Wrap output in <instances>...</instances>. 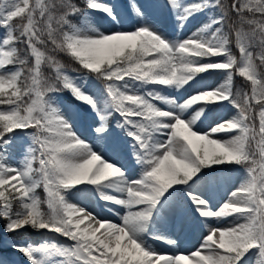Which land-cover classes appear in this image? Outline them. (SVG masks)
Wrapping results in <instances>:
<instances>
[{"label": "snow or ice", "instance_id": "6c2138e0", "mask_svg": "<svg viewBox=\"0 0 264 264\" xmlns=\"http://www.w3.org/2000/svg\"><path fill=\"white\" fill-rule=\"evenodd\" d=\"M130 6L136 27L100 31L90 22L92 12L123 28L120 0H85L83 8L73 0H0L2 233L30 227L70 242L33 246L0 236V264H16L3 255L5 248L26 264H253V258L264 264V0H165L181 31L193 18L208 17L191 36L176 40L153 22L159 0H131ZM55 53L74 59L80 68L72 71L79 75H70ZM45 66L53 69L51 78ZM213 72L224 82L204 87L201 74ZM235 75L251 83L250 92L233 91ZM150 85L196 91L181 103ZM64 91L90 110L75 114L92 120L93 143L61 112L58 94ZM225 102L236 115L198 130L207 106ZM232 132L226 140L212 138ZM17 136L27 146L13 164ZM125 151L139 166L136 179L120 159ZM224 165L243 166L246 179L213 210L200 188L203 170ZM41 185L47 212L36 194ZM93 190L119 223L69 201L96 199ZM165 208L177 227L194 216L244 222L226 228L205 223L196 251L160 253L145 237L177 244L155 228Z\"/></svg>", "mask_w": 264, "mask_h": 264}, {"label": "rangeland", "instance_id": "374dc122", "mask_svg": "<svg viewBox=\"0 0 264 264\" xmlns=\"http://www.w3.org/2000/svg\"><path fill=\"white\" fill-rule=\"evenodd\" d=\"M189 1L196 2V0H184V3H189ZM109 2H111V0H109ZM136 2L137 4L143 5L145 3V0H136ZM159 3L160 7L155 13L153 22L155 23L157 29L163 30V33L169 40L186 39L191 36L193 32L197 31L200 27H202L204 23L208 22V17L206 15H200L193 18L181 31L178 29L177 21L175 20V17L172 15L171 11L164 6L165 0H159ZM120 4L122 5L121 12L126 20L122 29L119 28V25H112L110 21L106 18L105 14L101 12H92L89 18L90 22H92L94 27L99 28L100 31H112L117 29L132 30L134 27L137 26L138 18L132 12V8L130 6L131 0H120ZM0 35H2V31H0ZM232 51L234 55H236L237 57L239 56V51L235 47L234 43L232 45ZM255 51H259V49H255ZM67 71L70 75H79L78 73L71 72L69 70ZM43 72L46 77H49V75H54L53 69L47 66L43 68ZM201 75L204 77V87L207 88H214L224 82V76L220 72H213L211 74ZM236 78H238L242 82L243 87L241 88L242 90L240 92L251 91V83L245 78L240 77L239 75L234 76L233 85L235 84ZM149 87H157L159 88L158 90L162 91L164 95L172 96L179 100L181 103L183 102V100L187 99L189 95L194 94L196 91V89H181L180 91H176L175 89H167L163 86L150 85ZM65 93L66 94H58L60 101L59 107L61 112L63 113L66 119H69L70 122L73 123L77 134L80 135L82 139H85L89 143H93V137L89 127L92 120L88 118H81L80 116H77L75 114L77 111H79L80 113H90V110L86 105H82L78 101V105L72 103L70 101V98L73 99L71 94L67 91H65ZM157 103L158 106L164 107V105L159 104V102ZM191 112L192 110L190 109L188 112L185 113V116H189ZM235 115L236 110L231 105H228L226 102L223 106L208 105L205 112V116L197 122V128L201 132H207L211 127H214L217 123H221L224 120L231 119ZM112 126L114 127V121H112ZM233 135H236V133H219L213 136L212 138L226 140L231 138V136ZM26 146V138L23 136H17L14 157L9 161V163L15 164L20 161L24 155V150ZM120 159L126 166L129 177L131 179L138 178L139 166L135 164L134 160L128 154L127 151L122 154ZM245 179L246 175L244 167L238 168L235 171H217L215 173L205 175V182L200 186V188L201 190H203L205 198L209 200V203L211 204L213 210H215L217 207H219L221 203L227 200L232 190H235L242 183L245 182ZM80 187L91 188V186ZM93 196H96L94 190ZM69 201L74 204H77L80 207H84L89 211H92L94 214L99 213L100 216L104 219L116 223L120 222L118 217L102 209L103 202L100 201L99 203H97L98 196H96V199H93L92 196H69ZM117 211H119L121 215H123L125 212L123 208H120L118 206ZM212 222L216 224L212 225ZM243 222V220H236L232 217L227 218L223 222H216L214 219L205 222L198 218V216H194L193 218L189 219L185 224L181 225L180 227H177L174 223H171L169 221V210L165 208L161 211L160 218L156 220L155 228L167 235L169 238L175 239L177 241V244L169 245L163 241L152 240L148 236H146L145 239L152 248H154L160 253L190 254L191 252L196 251L200 247L204 236L207 234L208 229L204 227L205 223H207L210 227L226 228L232 227L237 223ZM18 234L24 235V240L20 243H30L33 246H39L40 244L45 242L70 243L58 234L52 233L48 230H34L30 227H27L18 231L13 236H17ZM2 237L3 239L13 240L12 237L3 234ZM179 237L182 238L180 239ZM3 255L5 257H10L12 260L16 261V264H26L20 254L13 252L9 248L4 249Z\"/></svg>", "mask_w": 264, "mask_h": 264}, {"label": "trees", "instance_id": "16d2710c", "mask_svg": "<svg viewBox=\"0 0 264 264\" xmlns=\"http://www.w3.org/2000/svg\"><path fill=\"white\" fill-rule=\"evenodd\" d=\"M73 2L76 3L78 7L83 8L85 6V0H73ZM224 2L226 4H228V3L231 2V0H224ZM73 23H80V18H74L73 19ZM19 47L20 48H23L24 46L23 45H19ZM49 47H51V46H49ZM54 55L56 56V59L58 61H60L61 64L64 65L65 69L73 72L72 69H79L80 68V65L74 59H72L69 55H66L64 53H55ZM263 70H264V67H263ZM75 73H78L79 74V72H75ZM51 77L52 76L49 75V78H51ZM235 83L236 84L239 83V80H236ZM62 93L66 94L65 91L62 92ZM70 101L72 103L78 105V102L75 101V100H73V99H71V98H70ZM0 107H4V106L3 105H0ZM236 166H238V165H236ZM226 167L227 168H230V167H233V166L228 165ZM208 170H210V169H205L203 171L204 172H207ZM36 194H37V196L40 198V200L42 202L41 203V209H42V211L47 212L48 211V207H47V203H46V200H47V198H46V192H45V190H44V188H43L42 185H41V187L37 188ZM3 223H4V221L2 220V222H0V227H1V229H0V236L2 234L1 232H2V225H3ZM13 238H14L15 241L20 242V241L24 240V235L23 234H18L17 236H14Z\"/></svg>", "mask_w": 264, "mask_h": 264}, {"label": "bare ground", "instance_id": "6f19581e", "mask_svg": "<svg viewBox=\"0 0 264 264\" xmlns=\"http://www.w3.org/2000/svg\"><path fill=\"white\" fill-rule=\"evenodd\" d=\"M189 3H192V1H189ZM165 37H166V35L163 33V30H161V29H158ZM203 191V190H202ZM216 223H214V222H212V225H215ZM180 239L182 238V237H179Z\"/></svg>", "mask_w": 264, "mask_h": 264}]
</instances>
